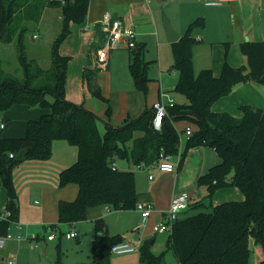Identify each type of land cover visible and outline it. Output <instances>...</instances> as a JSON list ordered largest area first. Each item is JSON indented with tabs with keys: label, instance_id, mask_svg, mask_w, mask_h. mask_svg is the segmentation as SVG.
I'll use <instances>...</instances> for the list:
<instances>
[{
	"label": "trees",
	"instance_id": "obj_1",
	"mask_svg": "<svg viewBox=\"0 0 264 264\" xmlns=\"http://www.w3.org/2000/svg\"><path fill=\"white\" fill-rule=\"evenodd\" d=\"M89 3L90 0H72L59 5L49 0L50 5L61 6L63 24L52 45V64L45 69L29 57L24 43L26 28L15 21L21 10L27 11L26 19L40 20L45 4L40 0H0V40L16 41L17 57L24 71L22 78L9 75L0 59V112L15 104L49 109L39 119L28 122L23 136L6 137L0 129V177L7 195L4 210L11 212L8 219H0V235L8 234L12 222L19 221L14 170L26 160L50 159L55 140L64 139L78 149L77 160L60 171L59 186L76 183L79 192L74 200L59 201L58 222L45 227L49 233L58 230L62 233L58 228L60 223L87 219L90 207L134 209L137 206L135 172L113 168V162L124 158L136 166L150 165L162 153L177 155L181 136L174 123L186 119L197 128L188 136L185 152L196 145H208L220 158L219 163L199 177L197 184L207 186L210 198L224 186L238 187L244 198L209 203L210 210L179 218L167 240V248L174 252L179 264H249L250 238L253 237L263 248L261 263L264 264V108L243 104L241 116L213 110V104L229 95L238 84L252 80L264 85V41L240 43L241 52L248 58L247 65L241 66H233L228 61L229 42H226V59L220 74L214 75L212 68L196 72L193 47L197 39L193 30L205 24L203 17H197L185 33L171 43L172 67L178 72L173 91L184 95L187 101L169 107L160 130L152 126L151 111L146 110L119 127L106 122V130L101 133L100 117L83 103L66 97L70 57L60 52L62 42L71 32L70 24L85 22ZM145 51L143 44L131 49L129 69L135 87L147 93L151 78ZM87 64L84 78L90 93L108 103L97 79L100 65L90 58ZM110 112L111 106H108L107 113ZM137 131L142 135L136 136ZM198 205L207 204L200 201ZM106 226L103 218L95 220L96 236L92 241L90 264H110L111 245L124 240L120 234L109 235ZM150 242L151 238L140 245L141 263L167 264L165 252L156 254Z\"/></svg>",
	"mask_w": 264,
	"mask_h": 264
},
{
	"label": "crops",
	"instance_id": "obj_2",
	"mask_svg": "<svg viewBox=\"0 0 264 264\" xmlns=\"http://www.w3.org/2000/svg\"><path fill=\"white\" fill-rule=\"evenodd\" d=\"M151 2L152 0H90L85 22L80 25L71 23L70 28L73 31L71 30L60 46L61 54L70 57L67 69L66 97L75 103H83L86 108L102 117L105 126L106 122L115 127L122 126L139 117L146 110H150L153 116L154 100L149 98L144 91L135 87L129 69L130 48L121 46L119 47L121 50L117 54H112L110 51L107 64L100 66L101 70L97 79L108 103L104 100L102 103L94 101L93 98L96 97L90 93L84 78V70L88 65L89 56L92 62L98 61L97 52L102 47L106 36L101 24V19L106 12H109L113 18L121 19L126 26L134 28L137 33V42L145 45V50L150 45L154 34L164 39L162 26L157 17L153 15L154 9ZM194 2L202 7V12L198 15H202L199 17L205 19L204 26L197 29L195 33L193 32L197 39L193 47L195 71L212 68L214 75L218 76L226 59V42H229L228 61L233 66L247 65L248 58L241 52L240 43L253 40L264 41V0H220V3L215 5H207L204 0H194ZM182 29L178 30L180 35L186 31V28ZM124 48H127L129 52ZM119 72L121 81L115 80L120 75ZM263 86L252 80L238 84L229 95L220 98L213 104V110L228 111L236 116H241L243 114L240 109L241 105L261 103L254 102L258 101L256 98L260 94L258 90L264 92ZM173 89L169 91L172 92ZM261 96L260 94L262 100ZM97 99L101 101V99ZM108 106H111L110 114L107 113ZM48 111V108L40 106L15 104L8 110L0 112V129L4 130L3 136L20 137L25 135L28 122L39 119ZM1 123L4 124V127H1ZM187 128L191 127L187 126ZM140 135L142 133L137 131L136 136ZM186 137L183 141L181 138L180 155L177 159L179 165L176 172H162L152 167L147 171L137 173L134 169L128 168L135 172L137 203H150L153 206L151 215L146 222H142L141 211L137 207L130 209L129 215L119 211L116 217L110 216L112 214L106 210L111 209L107 206L90 207L87 211V220L90 219L94 224L96 219L103 218L107 224L106 232L109 235L120 234L124 240L139 242L140 245L144 240L151 238V241L154 240L153 244L150 242L151 248L160 236L168 235L169 238V232H156L154 226L164 219L172 197L185 190L191 194V203L182 212L180 218L188 216L187 211L190 208L195 207L200 201L205 203L206 198H210L207 186L197 184L199 177L220 161L216 150L208 145H196L185 152L188 135ZM77 157V146L64 139H59L53 143L50 159L26 160L14 170L20 207L19 221L24 226L45 228L51 223L58 222L59 201L61 199L74 200L79 192V186L76 183L59 186V173L62 169L72 165ZM117 160L115 164L120 168ZM151 174L154 176L152 179L149 177ZM226 197L229 200H242L244 194L236 186L218 188L211 197V200L213 198L214 201L210 200V203L218 204L229 201L224 200ZM6 201L7 195L4 188L2 197H0V213L5 209ZM79 222L60 223L58 228L65 236L66 232L80 226ZM27 232L29 231L27 230ZM91 232L96 236L94 225L87 228L82 238ZM36 233L40 238V232ZM137 234L139 240H135ZM56 238L57 236L49 240L54 241ZM82 238L80 241L84 242L83 246L86 250L89 248L92 250L94 239L83 240ZM135 252L115 254L117 257H110V264H142L140 256ZM81 263L90 264L91 261L76 260L74 264Z\"/></svg>",
	"mask_w": 264,
	"mask_h": 264
},
{
	"label": "rangeland",
	"instance_id": "obj_3",
	"mask_svg": "<svg viewBox=\"0 0 264 264\" xmlns=\"http://www.w3.org/2000/svg\"><path fill=\"white\" fill-rule=\"evenodd\" d=\"M40 1L45 4L41 20H28L26 19L27 11L21 10L18 13V16L15 21L19 22L20 24H22V26L26 28L24 35V43L26 45L29 57L36 59L43 68L47 69L52 64L51 49L54 40L61 32L63 24V14L61 6L50 5L49 0ZM151 6H153L154 9L153 15L157 17L159 23L162 26V35L164 39L154 34L152 41L150 45H148L145 52L146 59L150 60L148 74L151 77V80L148 82V89L146 94L149 98H152V100H154L153 102H155L159 99L160 92L165 91L168 92L169 95H171L176 102L182 103L186 101V98L182 94L175 91H169L176 86L178 73L172 67V44L168 40L165 31L164 18L167 17L171 21V24L174 29L179 32L178 30H183L182 28L187 29L190 22L195 20L197 17L202 16L198 15L202 12V7L197 2H194V0H152ZM72 25L80 24L72 23ZM200 27L201 26L194 27L193 32L195 33V31ZM71 30L73 31V29ZM194 33L193 35L196 37ZM35 34L37 35L36 37L34 36ZM120 50V48H115L111 50V53L117 54L120 52ZM125 51L129 52L127 48L125 49ZM0 59L2 60V67L7 74L16 76L18 78L23 77L24 71L17 57L16 41L4 42L0 40ZM97 64L99 65L98 61ZM170 69H172L171 72ZM119 74L120 75L115 78V80L117 81H121V73L119 72ZM104 79L106 78L104 77ZM258 92L262 95V100L260 98V94L258 93L259 98L256 97L258 101H255L254 103H261H256L255 106L264 108V92L260 90H258ZM93 99L94 101L102 103V100L100 101L97 98ZM175 124L178 132L181 135L182 141L187 138L184 132L187 126H190L193 130L197 128V125L194 122L186 119L177 120L175 121ZM98 126L101 133L105 132L106 129L104 119L102 117H100L98 120ZM1 130L2 132L4 131L3 129ZM136 134L137 132L135 133V135ZM179 155L180 152L175 155V162H177ZM117 163L121 169H128L130 167L134 169L137 173H142L143 171H147L148 169L147 167L139 168L135 164H133L131 160L124 158H118ZM1 181L2 179L0 177V197H2V190H4ZM225 187L226 186L221 188ZM210 200L211 198H206V206L192 207L187 211V213L191 215L196 214L200 211L210 210ZM224 200L229 199H227L226 197L224 198ZM106 211L112 214L110 216L114 217H116L119 211H123L125 215H129L131 213L130 209H107ZM2 212H4V209L2 210ZM79 223L80 226H77V228L74 229V231L78 233V237L69 240L66 238V236H64L63 233H60L58 230L56 231L57 238L54 241H50L47 238L49 230H46L44 227L27 228V226H24L22 229H17L14 228V226L12 225L9 231L12 235H22L25 234L28 230L30 233L40 232V238L33 240V246H31V241L26 240L22 242V245L20 247L13 240H10L8 241V244L5 248H0V256H3L4 254L17 253L19 264H74L76 263V260L92 262V258L90 256L91 248L86 250L85 246H83L84 242H81L80 239L84 236L87 228L89 226H93L94 224L93 221H91L90 219L82 220ZM167 238L168 235L160 236L157 242L152 245V251L156 254L165 252V259L167 264H179L174 252L171 249L167 248ZM250 248L251 252L249 264H262L261 261L263 260V248L261 244L257 243L253 237L250 238ZM135 253L139 256L141 254L139 250ZM115 257H117L115 256V254L111 255V258Z\"/></svg>",
	"mask_w": 264,
	"mask_h": 264
},
{
	"label": "built area",
	"instance_id": "obj_4",
	"mask_svg": "<svg viewBox=\"0 0 264 264\" xmlns=\"http://www.w3.org/2000/svg\"><path fill=\"white\" fill-rule=\"evenodd\" d=\"M59 5H64L72 0H50ZM207 5H215L220 3V0H204ZM102 29L105 32V39L102 47L97 52V58L100 66H105L109 59V54L112 49L119 48L121 46L133 49L137 46V33L134 28L126 26L121 19L113 18L109 12L104 13L101 19ZM37 36L36 34L34 35ZM166 99V100H165ZM176 103L174 98L169 95L168 92L161 91L160 97L153 104V116L151 119V124L156 130H160L164 124L166 117L168 116V109ZM1 127L4 124L1 123ZM192 133L191 128L186 129V135ZM13 156V154H11ZM178 162L173 160V156L161 154L160 158L150 164V165H140L139 168H157L162 172H176L178 170ZM113 168H116L115 162L112 164ZM150 179L154 176L149 175ZM191 194L188 191H182L174 195L171 199L170 206L165 214L162 221L154 226V231L162 232L167 231L172 233L174 223L180 218L183 211H185L191 203ZM141 211L142 222L150 217L153 210V206L150 203H137L136 206ZM11 212L9 210H4L0 213V219H8ZM14 228L22 229L24 225L20 221H13L11 226ZM9 228V231L11 229ZM57 236L56 232H50L47 236L48 239H54ZM65 236L69 239L78 236V233L74 230L65 233ZM38 238L37 233L27 232L22 235H12L8 232L6 235H0V248H5L8 241L13 240L18 246L22 244L23 241H31V246L34 245L33 240ZM140 248V243L130 242L126 240L115 242L111 245V254H125L134 251H138ZM0 264H18V254H4L0 256Z\"/></svg>",
	"mask_w": 264,
	"mask_h": 264
},
{
	"label": "water",
	"instance_id": "obj_5",
	"mask_svg": "<svg viewBox=\"0 0 264 264\" xmlns=\"http://www.w3.org/2000/svg\"><path fill=\"white\" fill-rule=\"evenodd\" d=\"M164 27H165V31H166L168 40L170 42H175L181 37V35L174 29V27L171 24V21L167 17L164 18ZM94 237H95L94 233L91 232V233H89V235H86L82 239L83 240L84 239H92L93 240ZM135 240H139L138 234L135 236ZM153 243H154V240L151 241V244H153Z\"/></svg>",
	"mask_w": 264,
	"mask_h": 264
}]
</instances>
